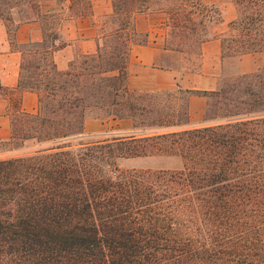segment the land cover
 I'll list each match as a JSON object with an SVG mask.
<instances>
[{
    "label": "trees",
    "instance_id": "1",
    "mask_svg": "<svg viewBox=\"0 0 264 264\" xmlns=\"http://www.w3.org/2000/svg\"><path fill=\"white\" fill-rule=\"evenodd\" d=\"M56 1H67L70 16L92 12V0ZM232 1L238 15L230 23L236 30L221 35L223 54L264 49V0ZM152 9L165 10L174 27H188L184 19L200 15L193 31H206L203 17H220L215 5L194 0H111L102 43L61 70L50 55L58 12H41L40 0H0V18H39L50 29L47 39L19 45L18 85L35 90L39 102L35 111L15 103L10 142H57L80 133L88 108L128 116L137 128H167L77 150L57 142L0 158V264H264V116L254 107L264 103V81L252 89L244 80L262 69L235 77L224 91L176 88L245 105L225 112L234 117L225 122L173 128L187 121L186 103L182 118H164L151 91L127 85L129 45L147 41L132 15ZM139 34L143 37H135ZM207 38L199 39V56ZM25 54L37 55V61L26 65ZM241 83L247 98L236 97ZM9 91L0 82V93ZM166 111L176 115L171 104ZM153 153L178 154L184 166L114 175L103 169H117L118 157ZM182 214L186 223L178 219Z\"/></svg>",
    "mask_w": 264,
    "mask_h": 264
},
{
    "label": "crops",
    "instance_id": "2",
    "mask_svg": "<svg viewBox=\"0 0 264 264\" xmlns=\"http://www.w3.org/2000/svg\"><path fill=\"white\" fill-rule=\"evenodd\" d=\"M92 12L87 15H66L67 4L56 0H40L41 12H58L55 26L57 37L51 47V58L58 69L65 70L78 53H93L97 50L101 24L99 18L111 10V0H92ZM196 4L215 5L219 8L220 19L213 24L212 32L200 44V56L194 68H180L173 61L180 51L165 45L169 28L168 14L163 9L137 11L132 15L134 28L147 34L145 42H131L128 49L127 85L131 90L153 91L173 90L178 87L195 90H218L222 86L227 66L233 73L258 70L264 65V49L235 55L223 54L221 35L227 31L229 23L236 18L237 10L232 0H194ZM66 9V10H65ZM13 25L0 18V82L11 89L0 93V141L10 139V113L18 107L25 111H35L38 107V93L18 85L22 52L19 45L28 41L42 40L43 23L39 18L21 20L15 15ZM232 63H234L232 65ZM188 119L177 127H195L217 123L221 120L205 116L207 95L189 93L186 97ZM113 124V126H112ZM84 130L96 132L109 128L110 132L133 134L138 128L127 117L107 116L103 118L86 116ZM108 125H111L107 127ZM25 148H7L0 152V158L20 155ZM143 161L154 164L157 161L183 166V159L177 155H147ZM160 166H165L161 164Z\"/></svg>",
    "mask_w": 264,
    "mask_h": 264
},
{
    "label": "rangeland",
    "instance_id": "3",
    "mask_svg": "<svg viewBox=\"0 0 264 264\" xmlns=\"http://www.w3.org/2000/svg\"><path fill=\"white\" fill-rule=\"evenodd\" d=\"M64 3L67 4V1H65ZM235 6H236V4H235ZM236 10H237V15H238L237 6H236ZM65 14L69 15L68 9L66 10ZM106 15L107 14H104L103 16H101L99 18L102 31H104V29L106 28V26L103 25V20H104V18H106ZM219 16H220V14H219ZM16 17L18 18V16H16ZM58 17L59 16L56 17L57 20H58ZM193 17H194L195 21H192L191 19L190 20L184 19L185 20L184 23L187 24L188 27L186 25L174 27V26L169 24V28L167 30V34L165 37V45L166 46L177 47L175 49L180 51V56L176 60L173 61V64L180 67V68H194V67H196V64L198 63V59H199V54H198L199 39H200V37H202L204 35L209 36V34L212 32L214 22L218 21L220 19V17H219V19H217L216 14L214 15V17H211L210 20H207L206 18L203 17L202 19L206 21L205 22L206 23V31L202 32L198 28L196 31H193V29H192L193 25H197V27H198L199 26V18H201L200 15H193ZM56 19H55V21H57ZM48 20H50V19H48ZM169 20L170 19L168 17V22H169ZM7 22L9 24V27H12V25H13L12 20H7ZM195 22H196V24H195ZM48 27H47V25H45L43 23L44 32H45V30L49 29ZM228 28H231V30L233 32H235V30H236V28L232 27L231 23H229ZM49 30L46 32L48 33ZM135 37L142 38L143 35L139 34V35H136ZM43 38L47 39V36H43ZM102 41H103V38L102 37L99 38V43H102ZM178 48H181V49H178ZM79 54L80 53H78L77 55H79ZM77 55L74 58H77L78 57ZM232 55H235V58H236V56L238 54H232ZM35 57H37V55L25 54L24 63L26 65H28L29 62L30 63L36 62L37 58H35ZM233 64L234 63H232V65ZM260 68L262 70H259ZM260 68L258 69L259 71L255 70V71H258L259 74H255L253 76L249 75L247 78L244 79L245 81L248 80L250 82L248 84V86H250L252 89L259 88V86L264 81V65ZM226 71L227 72H226V75H224V77H223V82H222V86L220 87V91H224L232 83V81L235 80V77H241V75L243 74V73H233V71H231V66H227ZM251 72H254V71H251ZM251 72H246V73H251ZM111 73H113V72H111ZM245 86H246L245 83H241L238 86V89L235 93L237 98H241V97L247 98V96L242 93V90ZM143 91H145V90H143ZM222 93H224V92H222ZM151 94H152L151 100L159 103L162 106L163 111L161 112V115H163L164 118H171V119H177L178 118L179 119V118L183 117V111H184V107H185V103H186V97H187V93H185L183 90H179V89H173V90H169V91L153 90V91H151ZM224 94L229 96L231 93H229L227 91ZM229 102L230 101L228 98H225L221 95H216L214 93L208 94L207 95V109H206L205 116L207 118H211L213 120H215V119L221 120L219 122H225L229 119H234V117L230 118L228 116H224L223 114L225 112L228 113V112L236 111V110L240 111L243 108L241 106H244L245 104L241 103L240 101H237L235 105L232 103H229ZM170 104L175 107L176 115H174V116L169 115V114L164 115V114H166V112H167L166 110H168V105H170ZM254 107L259 110V112H260V113H258L259 116H264V109H263L264 103H258ZM86 110H87L86 116L89 115L92 117H99V118L107 117L109 115L113 116L111 114H108L105 110H99L97 108H88ZM114 117H118V116H114ZM123 117L130 118L128 116H123ZM9 119H10V117H9ZM130 119L132 120V124L134 125L133 119L132 118H130ZM219 122H217V123H219ZM211 124H215V123H211ZM205 125H210V124H205ZM109 126H111V125H108L107 127H109ZM112 126H113V124H112ZM173 128H182V127H177V125H176V126H173ZM165 129H167V128H165V127H146V128L145 127L144 128L138 127V132L133 133V134L158 132V131H162ZM10 130H11V128H10ZM129 135H131V134L126 135V134L110 132L109 128L103 130V125H102V129L99 131L86 132L84 130V125H83L82 132L71 135L67 138H63L57 142H59V144H62L64 148H71V149L77 150L78 148H80L83 145H87V144L92 145V144H97V143L102 144L104 142L111 140L112 138H116L119 136H129ZM9 140L0 141V152L2 150H6L7 148L23 147V148H25V150H23V152H20V155H25V154L33 153V152L40 150V149H43L45 147L57 144V142L53 141V140H36L35 138H26L24 140L19 141V143H16V144H13V142H10ZM147 155H177V156H180L178 154H163V153L122 156V157H118L115 160L117 169L112 168V166H108V165H103V169L104 170L109 169L110 173L112 175H114V174H117L120 172H128V171H132V170H136V169L137 170H151V171L159 170V169L177 170V169H182L184 166V160H183V166L179 167V168L173 167L175 165V163L172 161H169V162L157 161L154 164H151V163L149 164V163L143 161V158ZM161 164H163L165 166H160ZM178 219L182 220V223H186V221H187L185 214L180 215L178 217Z\"/></svg>",
    "mask_w": 264,
    "mask_h": 264
}]
</instances>
